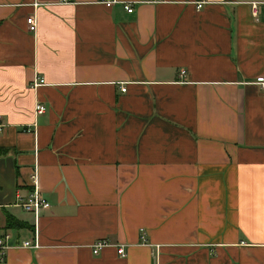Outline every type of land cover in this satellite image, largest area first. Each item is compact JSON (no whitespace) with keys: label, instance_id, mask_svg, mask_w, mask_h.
Here are the masks:
<instances>
[{"label":"crops","instance_id":"0c3cea01","mask_svg":"<svg viewBox=\"0 0 264 264\" xmlns=\"http://www.w3.org/2000/svg\"><path fill=\"white\" fill-rule=\"evenodd\" d=\"M56 1L0 0L6 264H264V0Z\"/></svg>","mask_w":264,"mask_h":264},{"label":"built area","instance_id":"2783aa9c","mask_svg":"<svg viewBox=\"0 0 264 264\" xmlns=\"http://www.w3.org/2000/svg\"><path fill=\"white\" fill-rule=\"evenodd\" d=\"M161 0H137L134 2H127V1H121V0H94L95 4L105 6L106 8H113L117 5H121L124 10L128 14H133L135 12L136 6H142V5H150V4H157ZM75 0H57L55 4H74ZM209 0H196L194 2L197 10L204 9L208 4ZM41 5L39 2H34L33 7L38 8ZM253 16L255 18H258L259 12H258V4H253ZM27 24L29 28V32L36 34L38 30V24L36 20V16H31L27 19ZM186 72L182 71L180 74V77H185ZM45 84V80L43 78L37 77L31 84V87L33 89L38 88L41 85ZM259 84L261 88L264 90V79L259 81ZM126 88H122V92H126ZM47 111V107L42 104L38 103L35 107L36 115H43ZM2 122L0 121V131L2 130ZM32 180V190L28 192L27 196H22L20 194L17 195V203L18 206L21 207L25 212L27 213H33L35 215H39L40 213H43L45 211H48L51 209V204L47 201V199L43 196L41 191L38 189V182H37V175L34 174L31 177ZM1 208V206H0ZM142 241H146V237L142 235ZM9 239L10 235L7 232H2L0 229V264H6L7 254L9 250ZM25 247L33 248L35 247V244L32 242H26L24 244ZM111 246V243L107 240H99L97 241L93 246V254L95 256H98L103 249ZM118 254L122 257L126 256L124 247L118 248Z\"/></svg>","mask_w":264,"mask_h":264}]
</instances>
